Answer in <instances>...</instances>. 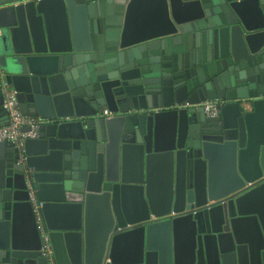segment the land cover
Instances as JSON below:
<instances>
[{"label":"water","instance_id":"obj_1","mask_svg":"<svg viewBox=\"0 0 264 264\" xmlns=\"http://www.w3.org/2000/svg\"><path fill=\"white\" fill-rule=\"evenodd\" d=\"M0 29V126L4 84L40 121L0 143V264H264V0H0Z\"/></svg>","mask_w":264,"mask_h":264},{"label":"built area","instance_id":"obj_2","mask_svg":"<svg viewBox=\"0 0 264 264\" xmlns=\"http://www.w3.org/2000/svg\"><path fill=\"white\" fill-rule=\"evenodd\" d=\"M2 96L3 109L8 119L4 126H0V143H5L15 149L23 151L24 142L27 139L37 138L40 121L36 117L21 114L15 92L5 84L2 88ZM217 106L218 103L213 101H205L193 106L187 103L181 105L182 108H201L207 118H218L220 116ZM102 115L104 117L109 116L107 111H103ZM37 224L38 229H40L39 221ZM43 249L50 252L48 244L44 245Z\"/></svg>","mask_w":264,"mask_h":264},{"label":"crops","instance_id":"obj_3","mask_svg":"<svg viewBox=\"0 0 264 264\" xmlns=\"http://www.w3.org/2000/svg\"><path fill=\"white\" fill-rule=\"evenodd\" d=\"M29 117H31V116H29ZM3 120V119H2ZM4 122V121H3ZM6 124V123H5Z\"/></svg>","mask_w":264,"mask_h":264}]
</instances>
